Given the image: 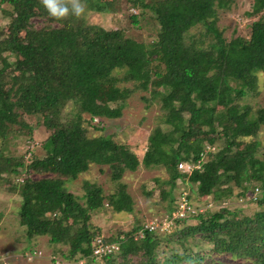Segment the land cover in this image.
Here are the masks:
<instances>
[{"label": "trees", "instance_id": "1", "mask_svg": "<svg viewBox=\"0 0 264 264\" xmlns=\"http://www.w3.org/2000/svg\"><path fill=\"white\" fill-rule=\"evenodd\" d=\"M127 1L148 5L143 0ZM1 2L16 4L17 11L10 19L9 33L0 38V140L29 127L24 115L40 117L48 132L42 142L45 154L34 157L29 167L36 173L53 174L26 178L19 186L18 214L27 237L48 235L50 243L64 245L58 252L63 260H81L93 251V239L99 232L88 228L90 211L100 208L105 196L99 186L84 182L82 203L65 189L64 179L76 178L91 163L107 165L115 180L139 164L163 165L170 171V187L177 180L186 182L197 195H212L214 202L233 195L234 187L248 199L258 187L262 195L260 192L255 201L260 207L253 217L230 219L228 208L212 213H207L209 209L196 211L185 218H200L199 222L182 227L175 241L185 245L182 240L187 234L199 233L213 255L264 264V147L261 150V142L255 138L264 128V107L250 115L248 106L232 102L233 96L253 87L257 73L264 71V0H253L250 15L257 18L251 23L249 37L237 35L228 40L215 26V0H154L149 5L159 28L150 41L136 39L120 28L89 24L84 13L54 18L41 0ZM83 3L86 11L89 0ZM37 6L41 10L37 16L45 19L39 25L32 22ZM89 6L102 11L107 3ZM136 17L130 15L131 23H137ZM192 28L198 29L197 35L191 33ZM22 31L27 37L16 39ZM6 51L22 57L21 73H5L14 64L4 56ZM118 68L124 70L122 78L134 82L136 88L147 89L152 78L162 81L163 91L157 94L165 112L164 127L150 132L141 159L109 135H87L86 122L118 116L119 107L111 104L121 102L133 91L114 85L117 78L112 72ZM3 82L13 84L10 93L2 91ZM232 82L241 88L236 89ZM69 103L71 116L65 113ZM238 139L242 145L234 148ZM205 142L215 150L208 151V159L197 166ZM186 148L188 155H184ZM14 161L10 156L0 157V177L17 173L15 165L22 162ZM179 161H189L194 168L180 171ZM172 202L171 197L169 207ZM107 204L115 211L132 209L124 184L107 198ZM71 217H78L80 223L76 220L68 224ZM138 228L119 231L125 233L126 240L112 239L121 249L108 252L105 258L115 251L125 258L140 247L147 255L144 264H160L153 256V248L160 241L153 235L144 236L139 243L134 241L133 233ZM173 255L166 264H189L202 257L187 248Z\"/></svg>", "mask_w": 264, "mask_h": 264}, {"label": "rangeland", "instance_id": "2", "mask_svg": "<svg viewBox=\"0 0 264 264\" xmlns=\"http://www.w3.org/2000/svg\"><path fill=\"white\" fill-rule=\"evenodd\" d=\"M143 1L148 4L146 7L127 0H89L90 5L96 6L97 2H103L107 3V6L100 11L97 7L92 8L88 3L84 16L89 24H96L107 29L120 28L136 39L150 41L156 36L159 27L154 9L149 5L154 0ZM109 2H112V5H108ZM252 3L253 0H215V15L213 17L215 26L227 40L237 35L249 37L251 23L257 18V16L250 15ZM16 11V4H8L0 0V38L9 33V22ZM40 11V7L37 6L35 8L36 16L32 18L35 25L45 22L44 18L37 16ZM132 14L137 16L136 24L130 21ZM191 33L197 35L198 29L192 28ZM27 35L22 31L16 35V39H25ZM4 56L9 62L14 63L13 65L9 63L5 73L17 75L22 72L21 56H14L9 51H6ZM42 67L47 68L46 62L42 63ZM123 74L124 70L120 68L112 72V75L117 78L114 85L120 89L131 88L133 91L121 102L111 104L113 108L119 107L120 114L91 120L85 123V127L87 135H109L113 140L136 153L137 157L141 159L146 150L150 132L156 127H164L165 112L161 108L160 96L157 94L163 91L162 81L160 78H152L147 89L144 90L134 87V82L123 79ZM232 85H236V89L241 88V85L236 82H232ZM1 89L5 94H8L13 89V84L3 82ZM232 102L235 105L248 106L250 115L255 114L258 108L264 107V71L257 73L256 84L253 87L245 88L243 95L233 96ZM65 113H71L67 116L73 115L71 103L65 108ZM84 117L88 118L89 116L84 115ZM23 121L28 123L27 129L10 133L5 139L0 140V157L10 156L15 159L14 162H22V165H15L17 173H4L0 177V264H59L60 262V264H144L147 255L140 247L137 252H130L123 258L119 252L115 253L121 249L117 242L119 248L112 252L113 255L110 258H105L106 252L95 254L91 251L81 260L65 261L58 253L63 248V244L50 243L48 235L27 237L24 226L20 224L18 214L21 200L19 186L26 178L38 179L53 174L36 173L29 167L34 157L45 154L42 142L48 132L42 124V119L36 115H24ZM255 138L260 140V149L262 150L264 128H261ZM248 139V137L244 138V140ZM234 143L236 145L234 148H240L242 145L240 139L235 140ZM188 150L189 148H186L184 155H188ZM214 150L215 146L205 142L203 155L197 163L198 166L208 159V151ZM185 162L192 164L189 161ZM179 170L189 172L185 168ZM169 176V169L163 165L139 164L135 170L126 169L121 178L115 180L112 179L111 169L107 165L91 163L88 169L76 178L64 179L63 186L66 190L77 195L82 203L84 202V182L99 186L101 193L105 196L103 205L90 211L88 228L90 231H99L98 236L93 239L95 244L96 238L101 239L102 242L99 244L104 246H110L111 243H114L111 240L116 237L126 240L125 233L119 234L118 232L121 230L127 232L133 227L139 226L140 228L133 233L134 241L139 243L146 235L157 237L160 244L153 248V256L160 264H166L169 257H174L173 254L184 251V248H187L189 252L202 255L197 262L193 261L189 264H206L208 262L213 264H253L248 260H232L226 254L213 255L209 251L210 245L207 246L205 239L199 233L194 236L187 234L185 236L187 239L182 240L185 245L180 241L176 242L177 235L180 236L183 231L182 227L194 225L193 223L197 224L200 218L189 217L178 221L180 218L174 217L173 212L176 210L179 200L185 197L192 206L201 209L197 211L209 209L207 213H212L215 209L228 208L231 211L229 218L237 220L245 215L253 217L254 212L260 207L256 201H250L245 196H240L239 188L234 187L233 195L214 202L212 195H197L194 192L195 188L186 182L177 180L175 186L170 187ZM122 184L125 185V189L132 199V209L129 211H115L107 204V198L114 195L118 186ZM171 197L173 202L169 207ZM185 219L188 221H184ZM76 220L81 219L71 217L67 222L72 224ZM150 225L154 226L153 230L145 228ZM73 228L75 227L73 226ZM53 256L56 260H53ZM179 264H182V261Z\"/></svg>", "mask_w": 264, "mask_h": 264}, {"label": "built area", "instance_id": "3", "mask_svg": "<svg viewBox=\"0 0 264 264\" xmlns=\"http://www.w3.org/2000/svg\"><path fill=\"white\" fill-rule=\"evenodd\" d=\"M177 167L179 169L185 168L186 170L188 169V171H191L194 168V165L187 163L185 161H179L177 163ZM260 192H261V190L258 187H255L254 190L248 195V199L255 200ZM197 210H201V209H198L195 206H192L191 203L189 202V200L186 199L185 197H183L182 199L179 200L177 208L173 213H174V217L185 218L188 214L194 213ZM145 228H147L148 230H153L154 226L150 225L149 227H145ZM142 229L144 230V228H142ZM101 242H102L101 239L96 238V244H95V247L93 249V252L95 254H101L102 252H104V253L106 252V254H107V252L114 251L118 247V245L116 243H111L110 246H107V245L104 246L102 244H99Z\"/></svg>", "mask_w": 264, "mask_h": 264}, {"label": "clouds", "instance_id": "4", "mask_svg": "<svg viewBox=\"0 0 264 264\" xmlns=\"http://www.w3.org/2000/svg\"><path fill=\"white\" fill-rule=\"evenodd\" d=\"M47 13L57 19L67 15L81 16L85 12L83 0H41Z\"/></svg>", "mask_w": 264, "mask_h": 264}]
</instances>
